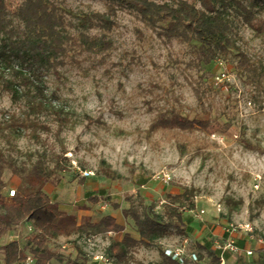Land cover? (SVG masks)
Returning a JSON list of instances; mask_svg holds the SVG:
<instances>
[{"label":"rangeland","instance_id":"374dc122","mask_svg":"<svg viewBox=\"0 0 264 264\" xmlns=\"http://www.w3.org/2000/svg\"><path fill=\"white\" fill-rule=\"evenodd\" d=\"M5 1L13 15L22 0ZM54 1L73 33L81 29L79 15L106 11L110 4ZM187 1L200 7L198 0ZM241 1L255 11L258 29L230 10V42L215 51L207 65H196L198 43L159 36L136 12L115 3L112 30L86 31L109 41L108 50L76 54L56 70L32 74L38 85L0 71L4 195L21 186L38 161L50 169L58 159L65 167L43 189L74 221L65 235L48 241L49 249L64 257L80 255L94 264L92 255L106 252L122 232L94 234L97 238L90 244L85 236L93 233L80 232L77 225L112 214L124 231L135 235L124 207L131 203L139 211L150 206L163 213L167 195L188 189L194 203L191 208L185 200L182 206L192 219L188 230L181 235L171 230L156 240V246H139L129 262L117 264H161L157 245L163 250L184 237L189 251L213 264L210 239L225 221L250 222L262 239L251 243L248 262L242 256L230 264H264V0ZM221 71L225 77L217 79ZM4 78L12 80L10 90ZM176 114L208 125L150 128L161 117ZM88 170L94 174L84 177ZM166 174L171 177L167 182L162 180ZM88 196L98 201L92 203ZM8 232L17 234L21 245L32 234L28 222ZM200 241L207 243L205 250ZM48 264L61 263L52 259Z\"/></svg>","mask_w":264,"mask_h":264},{"label":"trees","instance_id":"16d2710c","mask_svg":"<svg viewBox=\"0 0 264 264\" xmlns=\"http://www.w3.org/2000/svg\"><path fill=\"white\" fill-rule=\"evenodd\" d=\"M106 11H94L79 15L77 33L69 31L64 24V14L60 5L54 0H22L13 15H10L6 1L0 0V71L12 72L27 84L38 85L31 77L34 73L42 74L43 70H56L65 64V59L76 54H99L111 47L109 41L88 34L86 31L97 28L110 31L116 25V10L113 4L118 3L133 10L148 25L156 30L159 36L166 39H180L185 42L195 41L197 47L196 65H207L217 50L229 44L231 22L230 10H235L240 19L252 28L256 14L241 0H198L200 7L187 0H176L172 3L154 0H108ZM7 89L13 87L11 79H3ZM196 94L199 95L198 90ZM207 121L187 119L178 114L161 117L150 125L151 129L164 128L193 129L197 126L206 128ZM19 126H23L22 123ZM58 158V157H57ZM57 159L48 169L39 162L34 172L26 175L21 186H17L11 197L3 188V163L0 157V238L14 225L29 221L33 227L32 234L25 245L18 240H11L2 245L3 264H15L31 253L34 264H48L52 259L61 264H87L86 257H64L61 253L47 247L51 239L65 235L67 225L74 221V216L62 210L52 201L43 186L56 172L64 169ZM188 189L167 195L163 213L156 212L150 206L139 211L133 204L122 209L123 215L131 219L135 232L132 235L123 231L122 225L111 214L103 215L97 221H84L77 225L80 232L100 234L114 231L122 232L119 239L112 240L106 253L116 259V263H127L131 252L139 247L156 246V240L165 237L175 230L176 235L184 234L192 219L182 209L185 200L193 208ZM95 203L98 198L87 197ZM119 208L118 204H113ZM200 247H205L199 243ZM159 249L161 264H179L166 256ZM213 264H219L213 257Z\"/></svg>","mask_w":264,"mask_h":264},{"label":"built area","instance_id":"2783aa9c","mask_svg":"<svg viewBox=\"0 0 264 264\" xmlns=\"http://www.w3.org/2000/svg\"><path fill=\"white\" fill-rule=\"evenodd\" d=\"M225 77L223 71L216 76L217 79ZM92 171H84L82 175L88 177L93 175ZM171 177L169 174L163 175L162 180L168 181ZM11 197L15 194V189H10L7 192ZM203 213V210H201ZM28 229L32 231V225H28ZM96 235L88 234L85 236V242L93 243ZM211 248L215 252V257L219 264H230L232 260L240 257L241 254L251 256L253 249L251 243H261L262 239L256 234L254 226L250 222L233 223L221 222L219 232L210 239ZM188 238L184 237L182 241L173 246H167L163 249L166 256L175 260L179 264H199L200 258L197 252L188 250ZM34 256L28 253L23 259L19 260L17 264H34ZM92 260L96 264H117L116 259L106 252H97L92 255Z\"/></svg>","mask_w":264,"mask_h":264},{"label":"crops","instance_id":"0c3cea01","mask_svg":"<svg viewBox=\"0 0 264 264\" xmlns=\"http://www.w3.org/2000/svg\"><path fill=\"white\" fill-rule=\"evenodd\" d=\"M112 215V214H111ZM112 216H114V215H112ZM115 217V216H114ZM116 218V217H115ZM117 220V219H116ZM25 222H28V225H30L31 223L29 222V221H25ZM117 222H119L118 220H117ZM120 223V222H119ZM121 224V223H120ZM123 231H124V229H123ZM111 232H114V231H109V232H107V233H109V234H111ZM219 232V230L217 231V233ZM11 240H18V235L17 234H10V232H8L7 234H4L1 238H0V264H3V253H2V249H1V247H2V245H4L5 243H7V242H9V241H11ZM111 242V241H110ZM200 242H202V241H200ZM110 243H108V245H109ZM201 244H203L204 246H205V243H201ZM206 245H207V243H206ZM20 246H23V245H21L20 244ZM206 247V246H205ZM205 247H202L204 250L206 249ZM107 248H108V246H107ZM107 250V249H106ZM204 250H202V251H204ZM198 253V252H197ZM198 255H199V258H200V262H199V264H208V262H207V257H203V258H201V255H200V253H198ZM261 255H264V253H261ZM243 256V262H248V260L247 259H245V258H247V257H250V256H245V255H243V254H241L240 255V257H242ZM253 261H254V259H252ZM251 260V261H252ZM250 261V262H251ZM93 263L94 264H96L94 261H93ZM15 264H17V262L15 263Z\"/></svg>","mask_w":264,"mask_h":264}]
</instances>
